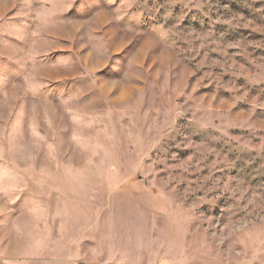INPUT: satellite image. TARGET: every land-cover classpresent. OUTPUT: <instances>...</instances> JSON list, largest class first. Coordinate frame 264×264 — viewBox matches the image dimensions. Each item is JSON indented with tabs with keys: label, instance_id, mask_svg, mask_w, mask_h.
<instances>
[{
	"label": "rangeland",
	"instance_id": "obj_1",
	"mask_svg": "<svg viewBox=\"0 0 264 264\" xmlns=\"http://www.w3.org/2000/svg\"><path fill=\"white\" fill-rule=\"evenodd\" d=\"M0 264H264V0H0Z\"/></svg>",
	"mask_w": 264,
	"mask_h": 264
}]
</instances>
